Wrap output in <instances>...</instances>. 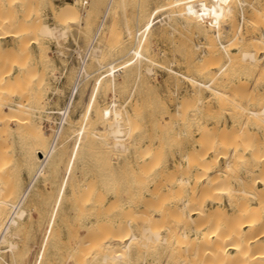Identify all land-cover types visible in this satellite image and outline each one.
<instances>
[{"label": "bare ground", "instance_id": "obj_1", "mask_svg": "<svg viewBox=\"0 0 264 264\" xmlns=\"http://www.w3.org/2000/svg\"><path fill=\"white\" fill-rule=\"evenodd\" d=\"M3 1L4 0H0V2L2 3ZM88 1L90 0L65 2V4H63L62 6L60 5V7H57L52 0H11L12 5L21 3V15L19 14L20 12H17L18 14L16 12H11L10 9H13L14 6L7 7L6 10L5 8L0 7V41L1 38H6L8 36L13 38H11L12 41H17L18 44L16 48L19 52L21 51V56H19V53V55H17L20 58L25 57V54L29 53V49L32 48L31 45H33L34 43L39 44L41 40H55L57 44L55 52L58 53L59 56L64 55L62 46L64 40L68 39V37L73 34L71 27L77 25L78 28L79 26L83 27L84 30L86 28V33H88L87 31L89 28H94V32L93 34H91L92 36L90 35V40H87L89 43H86L87 46L85 49L80 46L81 43L78 44L76 48H73L70 57H74L78 60L81 58L83 63L79 68L80 70L78 71L77 65L75 71V79L79 76L80 72L82 73V77L80 78L79 82L80 84L78 94L69 115L64 120V123L54 133L52 132V130L50 131L52 135L51 141L49 140V135L44 130V120L50 121L51 119L50 113L47 109L48 106L44 107L45 105L43 103V99L41 98L42 95L40 96L39 92H37L39 91V89L36 91V88H34L33 86V83L38 81L36 84H39L38 86L40 87L44 83V79L41 76H38L39 74L36 73L37 71H32V69L34 70L37 68H35L36 64L34 66H30L31 68H29L27 62H22L23 60L19 61V58V60L15 58L18 56L13 55L12 58V53H17V51L14 52L15 50L10 49V51H7L6 54L3 51L5 48L3 49L0 43V264L3 263L6 257H4V255H6L4 254V252L8 253L9 251V253L13 257H15L18 253L20 248L19 242L21 241V231L23 229V224L27 219L30 221L32 218V211L29 210L30 208L27 209L25 207V202L29 198L28 196L30 192L32 193V188L38 178H40L41 176L45 178V175L48 174V172L56 164H58L57 162L59 160L61 161V159L64 158H61V156H63L65 152L67 153L66 149H69L68 142L70 140L72 141V139L74 138V143H71V146L73 145L71 148L78 147L80 143H83L84 145V142H88V150H94L95 145L99 143L102 149L107 148L116 151L119 153L120 157H122L121 155H125V152L130 151L133 145L137 146L136 135H138L137 133L141 132V127L138 126V122L136 120V117L138 116H136V109H134L133 111L134 114L129 113V98L121 103L119 102L117 97H113L110 100V104L108 103L104 106H101L97 99L94 101L89 100V102L85 103V106L83 105V108H80L81 110L79 109L80 112L78 113V115L73 114L75 113L74 110H78L76 108H78L79 106L76 107V105L82 99L83 93H85L81 91V87L89 80L91 76H93L95 79V74H100L102 70L105 71L107 69H110V73L107 72V75L109 76L107 78H109V80L105 81H110V83L115 84L116 82H118L117 78L119 76L117 77V75H122V73L120 72L124 71L123 69H129V66L127 65L128 63H126L128 61L126 59L130 58L131 60V56H133L134 54H136L135 59H137L138 62H141L142 59H147V56L144 55L145 52L144 54L141 53V49L143 48L144 43L142 42V46H140L139 44L141 43L140 41H142L139 35L141 33L139 29L140 33H138L139 31H137L135 43L140 46L139 50L141 51L137 49L136 45V47L134 46L129 50V56L123 55L124 62L126 61L125 63L127 65L126 67L122 65L123 69L122 67L118 69L116 68L118 66L116 64H120L122 60L120 56L119 59L114 58L112 60H109L110 62L107 60V63H104L107 58H105L106 51L104 50V47H106L105 45H107L108 43H104V45L103 41L106 36L100 37V35L104 29L105 24H107L106 21L110 14L111 8L113 9L114 7L112 4L116 1L109 0L107 8L105 9L104 14L101 17L100 23L97 27L94 26L95 23L91 24V13L87 7ZM100 1L101 0H98V2ZM166 1H171L168 4L169 6L170 3L172 4L173 2L172 5L174 6V9L171 5L172 10H170L171 8L169 10L172 12L170 13L169 11V13H167L169 19L165 17V15V18L159 19L158 24L160 25V27H162L161 25H170L169 20L174 16H183L190 19L189 22L188 20H185L189 24L191 23L190 21H192L193 18V21L194 19L196 21V23H194V26H197L198 24L197 27L200 29L204 41L195 43L192 40L194 38V35L198 33H192V37L189 36V34H184L187 39L184 41V46L188 56V73H182V76L186 80L191 81L194 84V87L199 91L203 90L204 88L209 89L211 98L205 101L206 98L198 97V103H194L190 106H188L189 104H187L186 101L182 100L178 103L176 112L172 114V118H174L175 116V120H172V122L169 121V123L167 117L164 116L163 118H161L163 119L162 123H169V130L171 131L173 128L179 125L178 123H180V121L177 122L179 119L184 122L191 116L199 117L197 116L198 112L202 111L199 110V108L204 107L205 111L203 110V112L205 113V116H212L214 111L216 112L218 109H220L221 112L225 111V114H228L230 116L229 119H232L233 124H231L232 127H229V125L225 124L227 123V121H225V125L222 128L220 127V124V126L209 127L208 125H203L202 122L204 119L202 118V122L200 121L201 124H198L199 126L197 125V127H199L197 130L199 131V137L197 138L195 143V153H192V155L185 154L183 156L185 158H188V164L184 167L185 169H181L180 172L176 171L179 173H177V175H175V171V174H173L172 176L170 175L172 173L168 174V176H171V178H168L169 182L165 183L164 185V189L165 191H167V195L165 196L172 197V200L169 201V199L168 201L171 203L172 201L177 199V202L178 200L179 202L177 203L175 201L176 204L171 208L164 207L166 208L165 211L162 210L163 208L160 210L158 208L152 207L151 212L146 215L148 219L145 218L147 221H144V223L139 222V220H141L140 218L139 220H132L134 218H131L130 220L126 221L125 225H123L124 223H122V225L120 224L122 221L118 223V227H116V225L114 224L109 225L108 223L107 226V224L104 223V226L103 224H100L97 230H94L96 232L88 231V235H90L91 233V237L95 235L94 233H96V235L93 237L94 240L91 241L89 239H83L84 241L89 240V242L87 243V248H84L81 251L80 255L82 257V263L81 261L80 263L83 264L88 260V258L91 257L93 258V260L91 261H98L102 264H155L156 262L162 261L159 256L163 254L166 249L172 250L176 245H180L183 248L181 264H264V204H261L262 211L260 215H254L253 205L250 202L244 203L243 201H237L241 194H245L246 197H256L260 200L264 198V0H228L227 2H224L223 0ZM47 3L51 6L52 9L51 13L54 21L52 24L48 23V20H45V18L41 17L42 13H40L39 11L37 12L42 4ZM94 4L97 5L96 2ZM3 5L4 4H2V6ZM9 5H11V3L8 2V6ZM45 6L46 5H44V7ZM14 10H16V8ZM116 10L118 11V9ZM116 10L114 12H116ZM97 11V15H99L101 9ZM224 11L226 13H229L232 17H235V15L239 14L240 19L237 20V18H234L232 20V25L229 27L228 31H224L221 28L212 30L213 26L211 21L213 20L214 22L216 21L217 23H220L222 21ZM35 13H40L41 16H35ZM75 16L77 18H73ZM183 24L184 26L189 25L186 23ZM90 26L94 27L91 28ZM114 26L116 27V25ZM170 26L171 28H173V25ZM79 29L76 30L79 32L81 31ZM116 31H118V29L116 30L115 28V31H112L109 34V38H107L108 42L111 43V45H115V41H119L118 43L122 42L121 40H117L120 38V35L122 33L120 32V30L118 31L119 34ZM88 35L85 36L87 37ZM83 40L85 41L86 38ZM191 41L195 44L190 45ZM191 46H194L196 51L199 50V52H195V49H193ZM115 48L118 49L117 46H115ZM42 49H44V47ZM47 49L48 48L46 47L45 51H47ZM41 52L43 57H40L41 63H43L45 67V63H48V61H50L49 58H47L49 55H47L44 50L40 51V53ZM4 53L7 55L6 57L3 55ZM8 53L11 54V57L8 56ZM222 53L226 54L227 61H225L221 57V55H223ZM191 54H194L195 56L191 57ZM39 56H41V54ZM63 57L64 56H62V58ZM102 57L105 59L104 62H101V59L103 60ZM221 58L223 59V61H225V63L221 61ZM93 59L95 61H98V64L100 63V66L98 69L94 71L90 70L89 72L88 64H93L91 63ZM132 59V63L137 62L134 57ZM36 60L38 61V59ZM131 62L129 63V65L131 64ZM10 65L11 67H17L19 69L18 72L14 73L12 72L13 70L11 71V69H7ZM132 65H130V67ZM192 69L195 71V75L192 74L193 72H190ZM240 69L245 71L243 73L244 77L241 79L243 82H241V80H238L237 78L240 75L237 70ZM145 71L147 73H152V67L148 66ZM42 72L41 75L43 76L44 72ZM246 72L253 73L252 78H250L248 81V78L246 76L248 74ZM101 76H104V74L101 73ZM100 78V82L98 81L97 87L99 83L103 82V79L101 81ZM75 79L74 82L72 80L71 82L75 83ZM239 86H241L242 88H237ZM213 99L216 100V102L220 106L219 108H217V110H214L212 107H210L212 103L213 105L214 103H216L213 102ZM82 104L83 103L81 102V104L79 105ZM136 107L137 105L135 106V108ZM139 111H141V109ZM238 117L242 119L240 130H237L238 132L236 131L237 133H239V136L233 134V136H223L224 132H233V128L235 129V119ZM172 118L169 117V119ZM176 118L179 119L177 120ZM226 118H228V116H226ZM156 122L158 124L155 126V128L153 127V129L159 132L158 129L160 122H158V120H156ZM173 123L176 124V126L174 125L173 127ZM249 123L254 124L255 126L248 127L247 124ZM155 124L152 123L151 125L153 126ZM181 127H184V125H181ZM228 128L229 130L230 128H232V131H228ZM180 130L181 129L179 128L177 133H183V135L187 134V129L183 130L182 132ZM233 133H235V130ZM249 134L256 135L257 137H251ZM10 135H15L19 139L17 140L22 143V157H20V159H17V155L15 157L13 153L16 147H12V145L14 146V144H18L19 142L16 141V143L13 144L11 142V139L9 138ZM130 141L132 142L131 145L129 144ZM165 143L166 142H164V145ZM152 145L156 144L152 143ZM162 146L163 144H161V146L159 145V147ZM80 147L82 146L80 145ZM153 147L155 149V146ZM12 148L14 149L12 150ZM101 148L100 150H102ZM151 148L152 147H148L149 151ZM94 152H96L97 154V151H93V153ZM104 152L105 151H103L102 154ZM178 152L180 151L178 150ZM104 154L108 155V153ZM179 155L180 154H178V156ZM155 156L157 155L155 154ZM120 157H117L118 160L120 159ZM152 157L147 153V155H145L144 157L145 162L148 163L150 160L152 161ZM93 158L94 157H91V159ZM79 159L81 160V158ZM110 161L107 162H109L110 164ZM153 161L151 163H153ZM156 163L152 165L155 166ZM21 164L23 165V167H29L27 168L29 170L30 167L34 166V168H32L31 170L33 171L34 175L32 176V178L30 177L31 180L29 179L28 185L26 186L24 191L21 192L22 194H19L20 196L17 197L18 193H16L15 195L14 191V189L17 190V188L13 189L12 184L14 182L12 183L11 181L15 178V172L19 167H21ZM74 165H72L73 168ZM80 166H82V164H80ZM84 167H86V165ZM130 167L131 166H129V168ZM76 169L78 168L76 167ZM99 169L101 168L99 167ZM116 169L117 171H119L118 168ZM150 169L151 171L152 169L154 171V168L151 167ZM107 171L108 170L104 172ZM129 171L130 170H128V172ZM74 172L76 173L75 169ZM74 172L72 171L73 174H75ZM81 172L83 173L82 170ZM155 172L154 176H156L155 174L157 173ZM110 173L112 174L113 172L110 171ZM151 173L152 175L148 177L149 174H147V177L152 181L155 179V177H153V172ZM128 174L127 176H129ZM114 176L117 177V175ZM19 177L21 176L19 175ZM151 177L153 179H151ZM130 178L132 177H129V180L127 177L124 179L133 181L130 180ZM113 179L115 180V178ZM72 180L73 178L71 179V181ZM235 183L242 184L243 186L236 188L234 187L236 186ZM133 184L135 185V182ZM15 185L16 184H14V186ZM17 185H19V183ZM180 185L191 186L192 191H188L190 192V194L182 195V192L181 195H177L176 190L179 189L177 187H179ZM139 187L140 185L137 186V188ZM158 187L156 186V188ZM208 187H216V191H218L221 195L218 200L213 196H206L209 193H203L202 190ZM160 189L161 188H158L159 192H163ZM153 190H150V188L148 187V190L143 193V196L151 197V199H157V197L160 196L161 193L158 194V190ZM126 192L129 193L128 195L131 194L128 190H126ZM120 193L118 191L117 195L120 196ZM209 199H211L210 202H207V200ZM78 205L80 204L78 203ZM82 206H84V204ZM166 210H169L170 212V220L165 218ZM84 212L81 214H84ZM75 213L78 212L76 211ZM157 215H160L161 218H165L169 221L167 224H164L162 228H159V226H155V224L157 223V218L155 220V217ZM212 215H215L217 217L218 222L216 226H212L209 221H207L206 217ZM82 216L83 215H81L80 217ZM97 219L99 222V218ZM163 221L164 220H161V222ZM94 222L97 225V221L94 220ZM109 226H112V231L107 230L109 229ZM123 229H126V232H123ZM86 235L83 236L85 237ZM75 247L78 246L76 245ZM142 251V254H144L145 251V254L147 253L146 255H148L149 257L146 258L145 256V258L141 259L143 257L142 256L139 259L138 255L141 254ZM76 255L78 256V253Z\"/></svg>", "mask_w": 264, "mask_h": 264}, {"label": "rangeland", "instance_id": "obj_2", "mask_svg": "<svg viewBox=\"0 0 264 264\" xmlns=\"http://www.w3.org/2000/svg\"><path fill=\"white\" fill-rule=\"evenodd\" d=\"M4 1H3V3L0 2V7L5 8V10H6L7 7L14 6L13 9H10L11 12H16V13L20 12L19 14L21 15V6H20L21 3L12 5L11 0L10 1L4 0ZM52 1L54 2V4H56L55 6H57V7H60V5L62 6L63 4H65V2H77V0H52ZM91 1H93L94 3L96 2V4L99 6L95 5ZM114 1H116V2H113V4H112L114 6L113 7L114 10L111 8L110 14H109L107 21H106L107 24H105L104 29L100 35V37L106 36L104 38L103 44L108 43L107 45L104 44L106 46V47H104V50L106 51L105 52V58L106 57L107 58L105 60L103 58L104 57L103 56L102 57L103 60L101 58L100 59H101V62L102 61L104 62V60H105L104 63H107V60L109 61V60H112L114 58L119 59V56H120V58H122V60H121L120 64L119 63L116 64V65H118L116 68L118 69V68H121L122 65L124 67H126L128 65L129 69H123V67H122V69L124 71L125 70L126 71L120 72V73H122V75L121 74L117 75V77L119 76L117 78L118 82H116L115 84L110 83V81H108L109 83L106 82L107 80H109V78H107V77H109L107 75V72L110 73V69H107L105 71L102 70L103 72L101 71L100 74L98 73L99 76L103 77V78H100L98 76V74L94 75L95 79L93 76H91L89 78V80L85 84H83L81 87V89H82L81 91L85 92V93H83L82 99L76 105V107L79 106L78 108H76L78 110H74L75 113H73V114L78 115V113L81 110L80 108H83L85 106V103L89 102V100L94 101L97 99L99 104L101 106H104L108 103L110 104V100L113 97H117L119 102H121V103L124 102L127 98H129V101H128L129 113L134 114L133 111H134V109H136L135 110L136 116L138 115L136 117V120L138 122V126L141 127L140 128L141 132L137 133L140 136L136 135L137 146L133 145V147H131L130 151L125 152V155H121L122 157H120L119 153L116 151H113V150L107 149V148H106L107 150L102 149L101 145L99 143H97L98 145L97 144L95 145L94 150H91V149L88 150V147H87L88 142H84V145H83V143L82 144L80 143V145L82 147H80V145H79L78 147L71 148L73 146V145L71 146V143L72 144L74 143V138L72 139L73 142L70 140L71 139L70 138L69 139L70 141L68 142L69 149L68 148L66 149L67 153L65 152L64 155L61 156V158L62 157H64V158L61 159V161L59 160L57 162L58 163V164H56L57 166L56 165L54 166L55 170L53 167L48 172V174L45 175V178L43 176H41L36 181L37 183L35 182V184L32 188V193L30 192V194L28 196L29 198L27 199L28 201L26 200V202H25V204H26L25 207L27 209L30 208L29 210L32 211V213H31L32 218L30 221L27 219L26 222L23 224V229L21 231V241L22 242L19 240L20 241L19 242L20 243L19 251L15 257H13L9 253V251H8V253L4 252V254H6V255H4V257L5 256L6 257H5L2 264H75V261H76V264L77 263L81 264L82 263V261H81L82 257L80 255L81 251L84 248H87V246H88L87 243L89 242V240L90 241L94 240L93 237L96 235V233H94L95 235L93 237H91V233H90V235H88L89 234L88 231L89 232L90 231L96 232L94 230H97V228L99 227L100 224H103V226H104L105 225L104 223H106V224L108 223L109 225L114 224V225H116V227H118V225H119L118 223L122 221L120 224L122 225V223H124L123 225H125L126 221L130 220L131 218H134L132 220H136V219L139 220V218H140L141 220H139V222L144 223V221L145 222L147 221L145 219V218H147L146 215L151 212L152 207L158 208L160 210L163 208L162 210L165 211L166 208H164V207L171 208L172 206H174L176 204L177 199H175L174 201H172L170 203L169 201L172 200V197L165 196V195H167L166 194L167 191H165L164 185H165V183L169 182L168 178H171V176L173 174L176 173L175 175H177V173L180 172L181 169L182 170L185 169L184 167L188 164V158H185L183 156L185 154L186 155H192V153L193 154L195 153V151H194L195 145H196L195 143H196L197 138L199 137V131H197L199 127H197V125L201 124L202 118L204 119L202 122L203 125H208L209 127L221 125L220 127L222 128V127H224L225 124L229 125V127H232L231 124H233V122H232L231 118L229 119L230 116L228 114H225V111L221 112L220 109L217 110V108H219L220 106L218 105L216 100L213 99L214 100L213 102H216V103H214V105L212 103L210 105V107H212L214 110H217L216 112L213 110L214 111V113L212 114L213 117L211 115H210L211 118H210V116L208 117V115L205 116V113L203 112V110L205 111V109H204V107H202V108H199V110H202V111L198 112L197 116H199V117L191 116V117H189L188 120H186L184 122L182 120H180L179 118H176L177 120L179 119L177 122L180 121V123H178L179 125L175 121L178 126H176V124H174V123L172 125H173V127H174V125L176 126L175 127L176 130H175V128H173L171 131L169 130V128H170V126H169L170 122L169 121L172 122V120H175V116H174V118H172L173 117L172 114L174 112H176V109H177L176 107H177L179 102L184 100L187 102V104H189L188 106H190V105H193L194 103H198V100H197L198 97L206 98L205 101H207V99L211 98V93H210L209 89L204 88L203 90L199 91V90H197V88L194 87V84L191 81L186 80L182 76V73H188V68H187L188 56H187V53L185 51L186 49L184 46V41L187 39H186L184 34H189V36H191V35L193 36L192 33H198V34L194 35L195 39L194 38L192 39L195 43H198V42L204 41L203 36L201 34V31L197 27L198 24H197V26H194V23H196L195 19L193 21V18H192V21H190V22L191 23L193 22V23L189 24L188 22L190 19L185 18L183 16H179V17L174 16V17L170 18V20H169L170 23L169 22L168 23L170 25H173V28H171V26L168 24H166L164 26L161 25L162 27H160V25L158 24L159 19L165 18V17L168 18L167 13H169V11L172 10L173 2H172V4L170 3V6L172 5L171 7L168 5L169 2H171V1H169V2L166 0H114ZM223 1L227 2L228 0H223ZM8 2L11 3V5L8 6ZM97 2H98V0H90V1H88V4H87V7L91 13V24L95 23L94 26H96V27L100 23V19L104 14L105 9L107 8V4H108L109 0H101L100 2H98V3ZM2 4H4V5L2 6ZM44 5H46L45 6L46 8L44 7ZM48 5H49L48 3L42 4L41 7H39V9L37 10V12L39 11L40 13H42L41 14L42 16L40 15V13H35V16L39 15L42 18H45V20H48V23L52 24L54 22L53 18H52V13H51L52 9H51V6L50 5L48 6ZM15 8H16V10H14ZM121 8H122V10H121ZM99 9H101V11H100L99 15H97V12H98L97 10H99ZM116 9H118V11ZM173 9H174V6H173ZM115 10H116V12H114ZM119 10H120V12H119ZM137 12L140 14H138ZM171 12L172 11H170V13ZM94 13H95V15H94ZM113 14H114V16H113ZM166 14H167V16H166ZM164 15H165V17H164ZM73 18H77V17L75 16ZM234 18L235 19L237 18V20H239L240 19L239 14L235 15V17H232V16H230L229 13H226L224 11V15H223L222 21L220 23H217L216 21L214 22L213 20L211 21L212 26H213L212 30H216L218 28H221L224 31H228L229 27L232 25V20ZM173 19H175V20H173ZM185 20H188V22ZM93 21H95V22H93ZM111 22L113 23V25ZM115 22H116V24H115ZM171 22H172V24H171ZM183 23L189 24L190 26L189 25L184 26ZM114 25H116V27ZM174 26H175V28H174ZM93 27H91V28H93ZM79 28L77 25H75L74 27H71L73 34H71L68 37V39H66L67 41L64 40L63 46H62V48L64 50V55H60L61 57L59 56L58 53L55 52L56 48H57V44H56L55 40H41L39 44L34 43L33 45H31L32 48L30 47L31 49H29L30 54L29 53L25 54V57L20 58L19 56H21V51L19 52L16 48L18 42L15 40L12 41L13 38L10 36H8L6 38L5 37L1 38L0 43H1V46L3 47V49L5 48L3 50L5 53L7 51H10V49H13V50H15L14 52L17 51V53H14V54L12 53V58H13V55L18 56L20 54L18 57H15V56L14 57L16 59L19 58L20 59V60L18 59L19 61L23 60L22 62H27L29 68H31L30 66H34L36 64L35 68L36 67L37 68L34 70L32 69V71L33 72L37 71L36 73L39 74L38 76H41L44 79V83L47 82L45 84L43 83L40 86L42 88H40L38 86L39 84H36L38 81L33 83L34 84L33 86H34V88H36V91L39 89V91H37V92H39L40 96L42 95L41 98L43 99V103L45 105L44 107L48 106V108H49L52 105H59L62 102L67 89L74 82V79L76 76L75 71H76L77 62H76V59L74 57H73L74 59L70 57L72 54L73 48H76V46H78V44L81 43L80 46L85 49L87 46L86 43H89L87 40H90V37L92 36L91 34H93V32H94V28L93 29L89 28L91 31L88 29V31H87L89 33V35H88V33H86V28H85V30L83 27L79 26ZM115 28H116V30L118 29V31L120 30V32L122 33V34L120 33L121 34L120 38L118 36L119 39H117V40H121L122 42L120 41L121 43H118L119 41H115L116 42L115 45L114 44L111 45V43L108 42L107 38H109V34L112 31H115ZM197 28L199 29V31ZM76 29H79L81 31L78 32ZM109 29H110V32H109ZM139 29H140L141 33H140ZM82 30H83V32H82ZM118 31H116V32L119 34ZM137 31H139L138 33H140L139 35H140V38L142 39V41H140L141 43H139L140 46H142V42L144 43V46H143L144 49L141 47L142 48L141 53L144 54V52H145L144 55L147 56V59H144V60L142 59L141 62H138L137 59H135L136 54H134L133 56H131V60L129 57H126L129 59L125 58L128 61V62L125 61L126 63H128L126 65L123 58L126 55L129 56L130 55L129 50L132 49L134 46L136 47L137 44L135 43V37L137 35ZM84 34L88 35V36L86 37ZM82 37H83V39L86 38V40L84 41L82 39ZM80 38L82 41L80 40ZM76 39H77V42H76ZM191 42H190V45L195 44L194 42H192V43ZM75 43H77V44H75ZM40 45H41V48H40ZM115 46H117L118 49H116ZM140 46L137 45L138 50L140 49ZM43 47H44V49H42ZM46 47L48 48L47 51H45ZM65 47L66 48L68 47V48L66 49ZM191 47L193 49H195L194 46H191ZM109 48H112V49H109ZM13 50H12V52H13ZM42 50H44V52H46V54L49 55L47 58H49V60H50V61H48V63H45V67H44L43 63H41V59H40V57H42V52L40 53V51H42ZM141 50H139V51H141ZM197 51L199 52V50H197ZM197 51L195 49V52H197ZM235 52H233V53H235ZM5 53L3 55L6 57L7 53L6 54ZM10 53H8L9 57H11ZM39 53L41 54V56H39L40 55ZM125 53H127V54H125ZM107 54H109V55H107ZM222 54L225 56L221 55V57L225 61H227L226 54H224V53H222ZM29 55H30V58H29ZM191 55H192L191 57L195 56L194 54H191ZM62 56H64L63 57L64 60H63ZM9 57H7V58H9ZM26 57H28V58H26ZM133 57L137 61L136 63L131 62V61H133V59H132ZM222 58H221V61H223ZM25 59H27V60H25ZM29 59H31V60H29ZM36 59H38V61ZM135 60H134V62H135ZM36 61L38 64L36 63ZM129 61L131 62L130 65L133 64L131 67L129 65V63H130ZM225 61H223V62L225 63ZM91 63H93V64H90V65L88 64L89 72H90V70L94 71V70L98 69L100 66V63L98 64V61H95L94 59L91 61ZM41 66H42V69H41ZM148 66L152 67V73H147L145 71ZM91 68H93V69H91ZM7 69H11V71L13 70L12 72H14V73H17L19 70L17 67H11V65ZM40 70H41V72L42 71L44 72V75H43L44 77L41 75ZM237 71L240 74L237 78H238V80H241L244 77L243 73L245 71L242 69L237 70ZM105 72H106V74H105ZM190 72L191 73L193 72L192 74L195 75V71L193 69ZM101 73L104 74V76H101ZM246 73L248 74V75H246L248 78L247 79V81H248L250 78H252L253 73H251V72H246ZM70 75H71V78H70ZM105 76H106V78H105ZM98 77L100 78L101 81L103 79V82L99 83V85L97 87V83L99 81ZM93 79H94V81L96 80L97 82L96 81L94 82ZM71 80L73 82H71ZM241 82H243V81L241 80ZM43 85H45V86H43ZM237 88L240 89L242 87L239 86ZM40 89H41V91H40ZM54 91H55V93H54ZM43 96H44V98H43ZM57 98H59V99H57ZM44 100L47 102H45ZM81 102L83 104L79 105V104H81ZM136 105H137V107L135 108ZM189 108H191V107H189ZM140 109H141V111H139ZM164 116L167 117L169 123H162L163 119H161V118H163ZM226 116H228V118H226ZM169 117L172 119H169ZM192 119H193V122H192ZM156 120H158V122H160L159 123V129H158L159 132H157L156 130L153 129V127L155 128V126L158 124L156 122ZM205 120H206V122H205ZM45 121L46 120H44V130L49 135V137H50L49 140L51 141L52 135H51V132L48 131V129L46 128V122L47 121L46 122ZM225 121H227V123H225ZM241 121H242V119L240 117L236 118L235 124H234L235 126L233 125L235 127V129L233 128V132L235 130V133L224 132L223 136L224 135H226V136L236 135L237 136L239 134L237 132L240 130V127H241ZM185 122H186V124H185ZM196 122H199V123H196ZM152 123H154V124L156 123V124L152 126L151 125ZM205 123H207V124H205ZM216 124H218V125H216ZM181 125L182 126L184 125V127H181ZM247 126L252 127L255 125L249 123V124H247ZM179 128L181 129L180 130L181 132L183 130L187 129L186 130L187 134H184L185 135L184 136L183 133H181V134L177 133ZM230 130L232 131V128H230ZM230 130L228 128V131H230ZM249 135L251 137H257L256 135H252V134H249ZM192 137H194V138H192ZM9 138L11 139V142L13 144L19 140L15 135H10ZM12 140H14V141H12ZM18 142H19L18 144L16 143V144H14V146L12 145V147H14V148L16 147L15 149L12 148V150L14 149L13 153H14L15 157L17 155L16 158L20 159V157H22V143L20 141H18ZM164 142H166L165 145H164ZM152 143H155L156 145H152ZM129 144L131 145L132 142L130 141ZM157 144H158V146H157ZM161 144H163V146L159 147V145L161 146ZM153 146H155V149ZM148 147H152L150 149V151H149ZM100 148L102 150H100ZM146 148L148 149V151ZM156 149H158V150H156ZM90 150H91V152H90ZM178 150L181 153L178 152ZM93 151H97V154H96V152L93 153ZM103 151H105L104 153H108V155L104 154V153L102 154ZM147 153L151 157L153 155L155 156V154L157 155V156H155V158L157 157L156 159L154 158V156L152 157V161L154 160L153 163H151L152 162L151 160L148 163L145 162L144 157H145V155H147ZM177 153L180 155L178 156ZM83 155H85V156H83ZM173 156H175V157H173ZM181 156L183 157V159ZM91 157H94V158L91 159ZM95 157L98 159H96ZM102 157H103V159H102ZM117 157L118 158L120 157V159L118 160ZM180 157H181V159H180ZM79 158H81V160ZM88 158H90V159H88ZM184 158H185V160H184ZM82 160H83V162H82ZM97 160H98V162H97ZM107 161H110V164ZM131 162H132V165H131ZM154 162L156 163V165H155L156 167L154 165H152V164H155ZM73 163L76 165H74ZM79 163L82 164V166H80ZM181 163H182V165H181ZM71 164L74 165V168L72 167ZM77 164H78V166H77ZM114 164H115V166H114ZM85 165H86V167H84ZM117 166H119V167H117ZM129 166H131V167L129 168ZM173 166H175V167H173ZM21 167H19L16 171L21 177H19V175L15 172V176H14L15 178L11 181L12 183L14 182L12 184L13 189L17 188V190L14 189L15 195H16V193H18L17 197H19L22 194L21 192H23L24 189L26 188V186L28 185L30 177L32 178V176L34 175L33 171H31L32 168H34V166L30 167V170L27 169L29 167L24 166L25 167L24 168L22 164H21ZM66 167H69L71 169L66 168ZM76 167L78 169H76ZM99 167L101 169H99ZM151 167L154 168V171H153V169L151 171V169H150ZM180 167H182V168H180ZM63 168H65L66 170ZM116 168H118L119 171H117ZM155 168L157 171L155 170ZM162 168H164V169H162ZM74 169L76 170V173L74 172ZM125 169H127V170H125ZM169 169H172V170H169ZM71 170L77 176L75 174H73ZM81 170L83 171V173L81 172ZM106 170H108V171L104 172ZM109 170L113 173L111 174ZM128 170H130V171L128 172ZM149 170L151 172H153V177H155V179H154L155 181L154 180L151 181L150 178H148L152 175V173ZM18 171H20V172H18ZM29 171H31V172H29ZM174 171H175V173H174ZM176 171H178V172H176ZM77 172H79V173H77ZM95 172H97V173H95ZM123 172H124V174H123ZM154 172L156 173L155 174L156 176H154ZM170 173H172V174H170ZM107 174H109V175H107ZM127 174L129 176H127ZM147 174H149L148 177H147ZM168 174H170L171 176L169 177ZM114 175H117V177H115ZM132 175L134 176L135 179L133 178ZM91 176H93V177H91ZM121 176H123V177H121ZM71 177L73 178L72 181H71V179H72ZM126 177L128 178V180H129V177H132V178H130V180H133V181H128L127 179H124ZM96 178H98V179H96ZM113 178H115V180ZM151 179H153V178L151 177ZM77 181H78V184H77ZM84 181H86V182H84ZM124 181H126V182H124ZM90 182L93 184H91ZM117 182H118V184H117ZM134 182H135V185L133 184ZM18 183H19V185H17ZM71 183L76 184V185H72ZM14 184H16V185L14 186ZM90 184H91V186H90ZM115 184H117V185H115ZM235 184H236V186H234V187H236V188L243 186L242 184H238V183H235ZM130 185H131V187H130ZM138 185H140L139 188H137ZM133 186H135L137 189ZM147 186L150 188V190L154 189L153 191L158 190V188H161L160 190L163 192H159V190H158V194L161 193L163 196L160 194V196H158L157 199H154V198L151 199V197L143 196V193L146 192V190H148ZM156 186L157 187L159 186V187L156 188ZM180 186L177 187L179 189L176 188L177 189L176 190L177 195H181L182 192H183L182 195H186V194L188 195L192 191L191 186H188V185H183L185 187H183L182 185H180ZM126 190L130 191L131 194L128 195L129 193L126 192ZM134 190H137V191H134ZM116 191L117 192L119 191V193L121 192L120 196L117 195ZM188 191H190V192H188ZM202 191L204 194L209 193L206 196H209V195L211 197L213 196L217 200L221 196L220 193L218 191H216V187L215 188L214 187L204 188ZM210 200L211 199L207 200V202H210ZM85 201H86V203H85ZM237 201L238 202L243 201L244 203L250 202L253 205V209H254L253 214L254 215H260V213L262 211L261 204H264V198L262 200H260L259 198L252 197V196L246 197L245 194H241V196H239ZM77 202L81 205V207H80V205H78ZM81 202H82V204H81ZM178 202H179V200H178ZM83 204H84V206H82ZM160 205H161V207H160ZM76 211L79 214L75 213ZM82 211L83 212L85 211L84 214H81V213H83ZM81 215H83V216L80 217ZM106 216H107V218H106ZM96 217L99 218V222H98V219ZM156 218H157V223H156L157 225L155 224V226H157V227L159 226V228L160 227L162 228L163 225L167 224L169 222L168 220H170L169 210H166V215H165V218H167L168 220L165 218H161L160 215H157L155 217V220H156ZM206 218H207V221H209V223L212 226L217 225L218 221H217V217L215 215L214 216L213 215L207 216ZM142 219H145V220H142ZM94 220L97 221L96 222L97 225L95 224ZM161 220H164V221L161 222ZM115 221H116V223H115ZM141 221H143V222H141ZM159 221H160V223H159ZM27 223H28V225H27ZM108 224H107V226H108ZM89 227L93 230H91ZM111 228H112V226H109V229H107V230L112 231ZM123 230H124L123 232H126V229H123ZM78 233H80V234H78ZM83 235H86V236L84 237ZM90 237H91V239H90ZM83 239H89V240L84 241ZM75 241H77V242H75ZM74 244H75V246L77 245L78 247H75ZM73 249H75V250H73ZM73 252H74V254H73ZM77 253H78V256L76 255ZM142 253H143V251L141 252V254L138 255L139 259L142 256L143 257L141 259L145 258V256H146V258L149 257L148 255H146L147 253L145 254V251H144L145 255ZM182 256H183V248L180 245H176L175 248H173L172 250L166 249V251H164V253L159 256L162 261L156 262L155 264H181ZM78 257H79V259H78ZM88 260L91 261V260H93V258L90 257V258H88ZM88 260L85 261L86 263L84 262L83 264H87V263L88 264L89 263L90 264H102L98 261H91L90 262ZM80 261H81V263H80Z\"/></svg>", "mask_w": 264, "mask_h": 264}, {"label": "built area", "instance_id": "obj_3", "mask_svg": "<svg viewBox=\"0 0 264 264\" xmlns=\"http://www.w3.org/2000/svg\"><path fill=\"white\" fill-rule=\"evenodd\" d=\"M77 62V69L80 70V66L83 64L82 59L79 60L76 59ZM82 73L80 72L79 76L75 79V83H73L66 91L64 98L62 102L59 105H52L48 108V111L50 113V121L46 122V128L48 131H51L54 133L63 123L64 120L67 118V116L70 113V110L75 103V100L77 98L78 89H79V82Z\"/></svg>", "mask_w": 264, "mask_h": 264}]
</instances>
